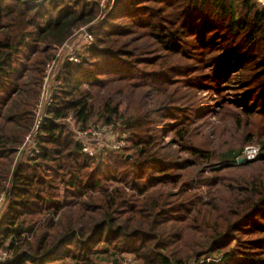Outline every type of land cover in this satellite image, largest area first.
<instances>
[{
	"label": "trees",
	"instance_id": "trees-1",
	"mask_svg": "<svg viewBox=\"0 0 264 264\" xmlns=\"http://www.w3.org/2000/svg\"><path fill=\"white\" fill-rule=\"evenodd\" d=\"M30 2L0 0V249L11 251L2 264H123L125 253L134 264H264V136L248 132L219 156L178 115L179 86H198L190 76L203 63L216 85L239 73L236 104L264 116V6L113 0L96 21L100 0ZM87 24L93 40L80 63L58 68L30 156L22 146L54 55L40 43L61 45ZM98 121L127 145L83 153L77 131ZM251 144L256 157L238 162Z\"/></svg>",
	"mask_w": 264,
	"mask_h": 264
},
{
	"label": "rangeland",
	"instance_id": "rangeland-1",
	"mask_svg": "<svg viewBox=\"0 0 264 264\" xmlns=\"http://www.w3.org/2000/svg\"><path fill=\"white\" fill-rule=\"evenodd\" d=\"M258 2L260 3V1ZM112 3L113 0H100L99 9L96 14V21L104 18L106 13L112 8ZM89 24L85 26L88 27ZM71 37L72 36H70L67 40L70 41L69 39ZM40 45L43 47H50L48 48L49 52L52 47L51 52L53 51L54 53L53 44L40 43ZM75 46L76 48L80 47L82 50L83 46L80 39L75 42ZM179 63L180 65H183L180 61ZM196 68L197 72L192 74L190 77L198 80V86H187L184 88L185 83H181L179 86L180 90L178 92V96L180 97L179 105L183 107L184 112L178 115L188 114V119H191L192 122L190 127L195 137L199 138L219 156L223 155L229 149L238 147V143L241 142L243 137H245L248 132L252 133L254 140H257L260 136L263 137L264 116H248L241 112L242 104H236V99L239 97L240 93H242V90L240 89L241 85H239L238 82L240 74L235 73L227 82L216 85L208 78L211 71L210 66L203 63H197ZM196 68H192V71ZM184 79L190 78L189 76H185ZM159 116L160 118H158V120L160 123H164V125L165 123H173L174 121L173 119L168 121L165 116ZM97 123L101 122L98 121ZM163 133L164 134H162L161 137L162 141H160L161 146L166 145V142H168L171 137V133L166 131H163ZM103 136V140L101 141L103 145H111L119 139L121 140L126 138V135L123 136V134H120L119 130L115 128V125L111 127L106 126ZM126 145L127 142H125V146ZM96 147L102 146L97 145ZM180 147L182 146L179 142L171 145V149L176 151V154L180 159L188 158L189 154L180 150ZM28 150L29 147L26 146L25 152ZM159 151L164 152L163 150ZM120 257H122L123 264L135 263L131 254L125 253ZM190 261L191 260L187 262Z\"/></svg>",
	"mask_w": 264,
	"mask_h": 264
},
{
	"label": "built area",
	"instance_id": "built-area-1",
	"mask_svg": "<svg viewBox=\"0 0 264 264\" xmlns=\"http://www.w3.org/2000/svg\"><path fill=\"white\" fill-rule=\"evenodd\" d=\"M264 6V0H258ZM76 36V37H75ZM80 39L82 46L83 44L90 43L93 40V35L87 30V26H82L78 28L72 37L66 40L61 45H53L54 55L46 61L43 71V82L40 89L39 97L34 105L33 114L34 121L33 127L31 131L26 135L25 141L22 147H29L28 153L32 156L34 153L39 152V146L37 141L35 140V135L42 125L44 110L47 106H49L53 101L52 96V83L54 81V77L60 65L68 60L76 63L81 62V51L80 47L75 46V42ZM73 40V41H72ZM72 41V42H71ZM83 48V47H82ZM114 123L110 122L108 125L103 123H94L89 126L84 131H77V139L81 142L82 152L86 155L93 157L97 154L99 149L103 147L112 150H120L125 146V139H119L115 143L111 145L105 144L101 142L103 140V134L106 126H113ZM97 145H101L102 147H96ZM259 152L258 145H247L242 152V157L244 160H251L256 157ZM7 211V203L5 202L4 194L0 195V217ZM11 257V251L9 249H0V264L7 261ZM216 260V258L212 256H202L199 258L191 259L190 262L185 264H208L211 261ZM169 264H178L175 262H170Z\"/></svg>",
	"mask_w": 264,
	"mask_h": 264
},
{
	"label": "water",
	"instance_id": "water-1",
	"mask_svg": "<svg viewBox=\"0 0 264 264\" xmlns=\"http://www.w3.org/2000/svg\"><path fill=\"white\" fill-rule=\"evenodd\" d=\"M27 2H30L29 0H26ZM40 2H42V0H36L35 2H30V3H40ZM128 158V157H127ZM244 161V159L243 158H240V159H238V162H243Z\"/></svg>",
	"mask_w": 264,
	"mask_h": 264
}]
</instances>
